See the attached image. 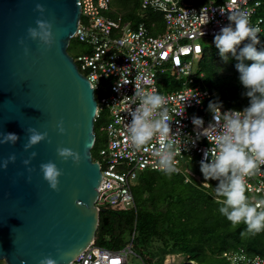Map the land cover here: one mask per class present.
Masks as SVG:
<instances>
[{
    "label": "water",
    "instance_id": "water-1",
    "mask_svg": "<svg viewBox=\"0 0 264 264\" xmlns=\"http://www.w3.org/2000/svg\"><path fill=\"white\" fill-rule=\"evenodd\" d=\"M37 3L45 7L43 18L53 23L57 40L47 51L27 36L40 18ZM79 22L78 0H0V133L19 137L14 145L0 144V163L16 156L15 163L0 168L3 264H39L49 255L57 264H71L94 241L100 223L95 202L101 170L91 155L97 100L68 53ZM61 120L65 134L56 127ZM29 128L47 132L48 138L25 151ZM58 147L79 152L80 164L63 161ZM48 161L63 172L58 192L40 171V164Z\"/></svg>",
    "mask_w": 264,
    "mask_h": 264
},
{
    "label": "built area",
    "instance_id": "built-area-1",
    "mask_svg": "<svg viewBox=\"0 0 264 264\" xmlns=\"http://www.w3.org/2000/svg\"><path fill=\"white\" fill-rule=\"evenodd\" d=\"M200 6L185 5L184 0H139L141 9L162 15L164 31L149 34L144 24L130 27L121 16L108 18L101 11L110 10L111 0H78L80 22L74 39L89 47V52L74 58L78 70L91 84L94 93L108 91L97 101L95 120L107 110L110 121L102 127L106 146L99 151L101 181L97 188L95 206L102 211L124 212L133 209L132 187L140 172L161 171L158 158L153 154L162 138L155 134L143 147L135 148L126 135L131 121L129 112L136 107L135 88H143L166 98L171 138L176 141L174 166L180 172L183 161L196 159L197 164L215 147L216 131L211 124L213 115L206 104L216 93L195 86L192 64L187 58L202 59L204 39H213L228 24L227 15L247 11L250 23L263 31V19L258 14L260 0H207ZM82 18L85 19L83 23ZM260 34V33H259ZM258 34V36H259ZM169 68L182 86L160 94L157 78ZM110 81L109 84L102 83ZM236 110L222 107L221 111ZM194 117L203 120V128L192 123ZM247 192L264 200V166L246 178ZM260 200H256L258 202ZM134 255L130 245L118 251L97 247L94 241L71 264H131ZM229 264H264L258 256L248 257L242 251L222 254ZM168 264H175L174 260Z\"/></svg>",
    "mask_w": 264,
    "mask_h": 264
},
{
    "label": "clouds",
    "instance_id": "clouds-1",
    "mask_svg": "<svg viewBox=\"0 0 264 264\" xmlns=\"http://www.w3.org/2000/svg\"><path fill=\"white\" fill-rule=\"evenodd\" d=\"M260 1L258 14L263 19L264 31V18L260 14L264 1ZM34 10L40 13V18L36 19L35 27L27 29V36L31 40L39 41L45 51L50 50L57 42L53 23L43 18L46 9L42 4L37 3ZM249 15L247 11H235L227 15L228 24L215 34L213 41L225 62L228 61L229 54L238 61L236 70L239 73V82L246 90L245 95L249 99V105L242 111H221V104L210 102L209 111L214 121L211 126L216 131L214 137L216 145L210 148L206 158L200 162V171L205 182L217 181L214 193L220 205L219 213L234 228L244 224L246 229L241 233L242 236L264 232V200L252 202L246 195V178L255 175L264 166V49L258 50L256 47L260 43L258 34L263 31L261 32L258 26L250 23ZM73 39L74 37L71 40ZM19 43L23 45L24 40L21 39ZM24 51L27 55L26 47ZM134 97L136 107L129 112L131 121L126 125L128 140L139 149L158 133L162 140L153 154L158 158L161 171L171 175L176 171L174 166L176 141L171 138L173 135L171 120L167 114L168 110L164 107L166 98L143 88H135ZM192 123L203 128V120L199 117H194ZM56 127L60 134H65L63 120L59 121ZM27 132L28 139L23 145L25 151L48 138L47 132L41 133L35 128H29ZM18 140L19 137L15 133H0V144L14 145ZM56 152L65 162L71 160L79 165L82 160L79 152L67 147H58ZM36 155L35 152L31 153L32 158ZM15 161V154H11L0 163V168L6 169L9 163H15ZM94 162L100 166L101 161ZM23 163L28 165L30 159L24 160ZM183 164L184 161L180 172ZM39 167L49 187L58 192L59 178L63 175L62 170L53 161L41 163ZM77 203L80 202L77 201ZM39 264H57V261L50 255L43 256Z\"/></svg>",
    "mask_w": 264,
    "mask_h": 264
},
{
    "label": "trees",
    "instance_id": "trees-1",
    "mask_svg": "<svg viewBox=\"0 0 264 264\" xmlns=\"http://www.w3.org/2000/svg\"><path fill=\"white\" fill-rule=\"evenodd\" d=\"M127 2H130L135 10L137 7L141 9L139 0L138 5H135L133 0ZM207 2L200 0L198 1L200 4L195 5L197 2H193L192 6H200ZM119 4V0H111L112 12L117 11ZM145 10L150 13L142 19H138L137 16L119 15L122 20L126 19L125 21L130 23L131 28L142 23L150 35L162 33L164 30L162 15L153 10ZM260 12H264V5ZM117 16L107 17L113 19ZM258 38L260 43L256 46L257 49H264V31ZM72 43L82 46L86 53L89 52V47L84 43L73 39L69 46ZM200 61L202 66L193 71L194 85L215 92L217 96L212 102L240 111L249 105V99L245 95L246 90L239 82V73L236 70L238 61L234 57L229 54V59L225 62L213 44L207 51L203 50V57L198 62ZM245 63L250 62L245 61ZM168 69L166 71H170ZM170 75L174 82L170 83L167 92L178 90L182 86L181 81L172 76V72ZM209 104L210 102L206 104L208 111ZM99 129H102L101 114L94 122L95 136ZM105 145V139L95 137L91 150L93 161H101L98 153L105 148ZM216 184L217 181L205 182L195 158L184 161L182 171L178 174L166 175L163 171L145 170L138 175L132 187L135 207L124 211L125 213L103 211V215L100 214L94 244L108 251H118L130 245L133 253V244L138 240L142 243L141 247L144 246L140 249L141 252L154 254L155 251L162 260L161 264L167 256H177L182 253L194 264H229L222 254L231 250L242 251L248 257L258 256L264 259V232L242 236L241 233L245 231L246 226L240 224L234 228L219 213L220 205L214 193ZM103 218L106 222H102ZM105 234L110 236L109 245L103 237L99 238L100 235ZM128 236L131 238V243L125 241ZM141 260L143 264H155L157 258L152 260L148 255L145 259L141 256Z\"/></svg>",
    "mask_w": 264,
    "mask_h": 264
},
{
    "label": "rangeland",
    "instance_id": "rangeland-1",
    "mask_svg": "<svg viewBox=\"0 0 264 264\" xmlns=\"http://www.w3.org/2000/svg\"><path fill=\"white\" fill-rule=\"evenodd\" d=\"M127 1L128 0H119L120 4H119V6H117V11L115 13L112 12L113 10L111 8L108 11H101L102 15H104V16L107 15L109 17H113L114 15L122 14L125 17L126 16H130V17L137 16L138 19H140V18L142 19L143 17H147L148 13H150L147 10L140 9V7H137V9L135 10L133 7H131L130 2H127ZM198 1H200V0H184V3H185V5H194L192 3L193 2L194 3L197 2L195 5H198V4H200V3H198ZM133 3H135V5H138V0H133ZM260 14L264 18V12H262ZM125 20L126 19H124V21ZM82 21L84 23L85 19L82 18ZM213 41H214V39H204L202 41V46L204 48V51H207V49L211 48V46L214 44ZM68 52L71 55V57H73V58L75 57L76 58L79 55H84L86 53V50L82 46H79L78 44L72 43L69 46V48H68ZM186 61L190 62L192 64V71H195L196 69H198L199 67L202 66V62L201 61L198 62V61H196V59H193V58H190V57L187 58ZM170 77H171L170 71H166L164 75H160L159 76V78L157 80V85H158V87H160L159 90L161 89L160 94L168 93L167 89L170 86V83L174 82V80L171 79ZM163 82L165 84H163ZM102 83L109 84L110 81L103 80ZM107 94H108V91L100 89L99 91L95 92V99L98 101L99 98H101L102 96H106ZM100 114H101V126L104 127L110 121V114H109V112L107 110L102 111ZM95 137H97L98 139H101V140H103V139L106 140V135H105V133H104V131L102 129L101 130L99 129V132L97 131ZM196 171H197V169H196ZM246 195L249 197L250 201H252V202H255L256 200H260V198L258 196H251L250 194L247 193V191H246ZM102 213H103V211L100 214L103 215ZM102 237H103V240H105L106 243H108V245H109L110 244V236L106 235V234L104 236H102V235L99 236V238H102ZM125 241L128 242V243H131L130 236L126 237ZM141 246H142V243L139 242L138 240H135V242L133 244V253H134V255H130L129 256V258H128L129 259V263H132V264H143V262L141 260V256L145 259L146 256L149 255V256H151L152 260L157 258V260L155 261V264H161L162 260L156 254L155 251H153L154 254H149L146 251H144L145 254H142L144 252H141L140 249H142L144 246L143 247H141ZM171 259L174 260L175 264H177V263L181 264V263L186 262V261L193 262L191 260H187L185 254L182 253V254H178L177 256H167L165 258L164 264H168V262L171 261Z\"/></svg>",
    "mask_w": 264,
    "mask_h": 264
},
{
    "label": "crops",
    "instance_id": "crops-1",
    "mask_svg": "<svg viewBox=\"0 0 264 264\" xmlns=\"http://www.w3.org/2000/svg\"><path fill=\"white\" fill-rule=\"evenodd\" d=\"M120 16H121V15H120ZM121 19H122V17H121ZM122 21H124V20H122ZM124 22H127V21H124ZM151 24H152V23H151ZM164 27H165V25H164ZM163 31H164V30H163ZM163 31H162V32H163ZM157 35H158V34H157ZM163 264H164V262H163ZM177 264H179V263H177Z\"/></svg>",
    "mask_w": 264,
    "mask_h": 264
},
{
    "label": "bare ground",
    "instance_id": "bare-ground-1",
    "mask_svg": "<svg viewBox=\"0 0 264 264\" xmlns=\"http://www.w3.org/2000/svg\"><path fill=\"white\" fill-rule=\"evenodd\" d=\"M168 69V68H167ZM169 70V69H168ZM164 75V74H163ZM157 83V82H156ZM158 86V85H157Z\"/></svg>",
    "mask_w": 264,
    "mask_h": 264
}]
</instances>
